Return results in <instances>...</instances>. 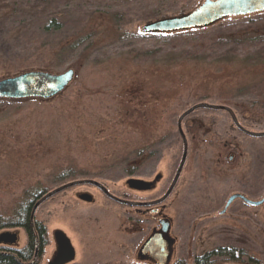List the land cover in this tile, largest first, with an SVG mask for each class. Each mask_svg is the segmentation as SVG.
<instances>
[{
  "label": "rangeland",
  "instance_id": "374dc122",
  "mask_svg": "<svg viewBox=\"0 0 264 264\" xmlns=\"http://www.w3.org/2000/svg\"><path fill=\"white\" fill-rule=\"evenodd\" d=\"M201 1L0 0V80L75 71L54 98L0 99V214L16 220L27 190L40 181L52 190L73 181V173L117 196L162 197L183 155L178 119L200 102L229 106L246 129L264 132V42L241 33L263 32L264 13L163 35L143 32L146 23ZM53 19L60 29L46 30ZM126 99L138 109L133 123ZM182 127L188 157L165 202L174 237L170 264H193L220 247L236 255L220 254L212 264H264V207L236 201L220 213L236 192L264 196V137L247 135L221 110L198 109ZM140 178L156 179V188L140 190L131 182ZM134 212L88 184L54 195L35 214L50 233L40 264L52 261L55 230L76 252L67 264L148 263L137 251L154 223L137 221ZM6 231L16 229L0 230Z\"/></svg>",
  "mask_w": 264,
  "mask_h": 264
},
{
  "label": "water",
  "instance_id": "95a60500",
  "mask_svg": "<svg viewBox=\"0 0 264 264\" xmlns=\"http://www.w3.org/2000/svg\"><path fill=\"white\" fill-rule=\"evenodd\" d=\"M261 11H264V0H218L216 2H210L209 0H207L199 8L186 15L148 22L144 25L143 32L173 33L194 28H203L211 26L227 17L247 15ZM74 78V69H68L61 74H54L41 70L22 72L18 75L3 78L0 80V99L41 98L48 100L64 92L67 87L73 82ZM203 108L226 111L230 114L235 125L244 133L252 137H264V132H254L242 126L238 121L236 113L229 106L208 102H200L193 105L185 112H183V114L178 119V130L183 140V155L174 179L171 182L168 190L162 197L152 202H148L147 204H160L172 194L186 164L189 151L188 139L182 127L183 120L194 111ZM133 181L134 180H132L131 182ZM85 184L99 188L110 198L118 201L119 203H126L131 206L141 204L136 201L122 199L121 197L111 193L103 183L96 179H76L47 191L36 200L32 208V224L34 222V217L38 208L46 200L70 187ZM81 198L88 202L92 200V196H90L89 194H82ZM237 198H243L246 202L254 206H259L264 203V198L259 201H254L240 194H234L228 199L225 208L227 209ZM169 229L170 222L165 220L162 221L161 231L154 233L143 246L142 252L153 255L156 259L155 264H170L172 252L168 245V242L164 237V235L169 232ZM56 238L58 244L62 249L61 252L54 257L51 264H66L67 262L74 259L75 251L70 240L62 231H58ZM3 240L14 243L17 240V236L12 233H3L0 235V241Z\"/></svg>",
  "mask_w": 264,
  "mask_h": 264
},
{
  "label": "flooded vegetation",
  "instance_id": "af4514ba",
  "mask_svg": "<svg viewBox=\"0 0 264 264\" xmlns=\"http://www.w3.org/2000/svg\"><path fill=\"white\" fill-rule=\"evenodd\" d=\"M205 1H207V0H202L197 5V7H195L193 10H191L189 12H185V13L183 12L181 14L174 15V16H164V17H161V18H159L157 20L164 19V18H170V17H176V16L186 15L188 13L193 12L197 8H199ZM209 1L210 2H216L218 0H209ZM258 13H264V11L256 12V13H251V14H258ZM247 15H249V14H247ZM227 18H229V17H227ZM159 34H165V33H159ZM156 179H157V177H156ZM156 179L153 182H148V181H145V180H143V179L140 178V179L134 180L133 182L136 183V184H138L140 190H145L146 188H148V189L149 188H153L154 189V188H156L157 182H158ZM234 194H240V195H242V196H244V197H246V198H248L250 200H253V199H251L249 196H247L243 192H236ZM105 195L109 199H111L112 201H116V200L110 198L107 194H105ZM119 197H121L122 199H125V200H131V201H136V202L141 203L140 205H135V206H131V205H128L126 203H121L123 206L131 207V208H133L135 210L134 213L137 215V217H136L137 221H138V219L140 221H142L144 219L145 221H150V222H153L154 223V225L149 229L148 236L140 244V246L138 248V251H137V257L140 258L142 261H145V262H148V263H155V261H156L155 257L153 255L149 254V253H143L142 252V249H143V246H144L145 242L154 233H157V232H160L161 231V229H162V221H164V220L170 222L169 232L167 234H165L164 237H165L166 241L168 242V245H169V247L171 249L172 239H174V237L172 235V232H171V230H172V219L167 214V212H166L167 206L165 205V202L167 201V199L170 196L165 201H163L160 204H147L148 202H152L154 200H157L158 197L157 198H152V199H142V198L132 199L128 195H123V196H119ZM263 198H264V196L261 199H263ZM261 199H259V200H261ZM259 200H254V201H259ZM236 201H240L241 202V206L243 205V206H250V207H256V208H258V207H264V203L261 204V205H259V206H254V205H251L248 202H246L243 198H237V199H235L232 202V204L227 209L225 208L226 207V205H225V207L223 208V210L220 212L221 215L226 214L227 211H228V209ZM116 202H118V201H116ZM31 217H32V215H31ZM3 229H13V230L16 229V231H13V232L12 231H6L5 233L15 234L17 236V240L14 243H10V242L4 241V240L3 241H0V256L1 257L12 256V257H14L16 259V261L19 264H40V261L44 257L45 251H46V249H47V247L49 245V242H50L49 241L50 233H49L48 228L44 224H42V223H40V224L35 223V217H34L33 224H32V220H31V223H30L29 226H26V225H16L14 227H6V228H3ZM3 229H0V230H3ZM20 229L25 232L26 237H27L26 243L24 245H21V238H20V236H21L20 235L21 234L20 231L21 230ZM58 231L59 230H55L53 232V234H52L53 235V239H54V243H55V251H54L53 256H52V261H53L54 257L58 253L61 252V249H62L60 247V245L58 244L57 238H56L57 237V234H58ZM1 234H3V232H0V235ZM32 241H34V243H32ZM220 248H225V247H220ZM229 249H233V250L236 251L235 248H229ZM171 252H172V249H171ZM171 256H172V254H171ZM75 258H76V252H75L74 259ZM52 261L50 260L48 264H51ZM69 262H67V263H69Z\"/></svg>",
  "mask_w": 264,
  "mask_h": 264
},
{
  "label": "trees",
  "instance_id": "16d2710c",
  "mask_svg": "<svg viewBox=\"0 0 264 264\" xmlns=\"http://www.w3.org/2000/svg\"><path fill=\"white\" fill-rule=\"evenodd\" d=\"M2 24H3V21L1 19L0 20V29L2 27ZM45 29L49 30V31H57L60 29V25L58 24V22H56V20L53 19L49 22V24H47L45 26ZM254 32L255 31L253 30V28L248 27L245 31H242L241 33L243 34L244 37H246L247 40L250 38L251 41H255V39L257 37H261L260 40L258 39L256 42L257 43L264 42V30H263V32H258V31H256L255 33ZM252 33H254V34L252 35ZM125 101H126V103H128L132 107V109L128 108L127 112H126V117H128L127 121L130 120V122H131L132 119L136 118V112L138 111V109L134 108L132 106V104H130L129 99H126ZM142 114L143 115H141V116L144 119L145 116H147V112H143ZM133 121L131 123H133ZM86 173L87 172H82L81 174H86ZM69 176L72 180H75L76 175L74 173L69 175ZM96 177H103V176L96 175ZM36 186L25 192L23 198H25V201L29 200V202L25 203L23 205L24 207L14 214L16 217L15 218L16 220H14V218L12 216H11L12 218H10L9 216H7L5 214H0V229L6 228V227H14L16 225H26V226L30 225L32 208H33L35 201L38 198H40L43 194H45L47 191H49L47 185L41 181L38 182L36 184ZM32 192H36V193L32 195ZM30 198H31V201H30ZM35 223L40 224L41 222L35 220ZM32 243H34V241H32ZM220 254L221 255H228V256H231L232 258H234V256L236 255L235 250H233V249L219 248V249H216V250H213L211 252H207L205 254H202V255L195 257L193 264H212V262H213L212 259L214 257L220 255ZM0 264H19V263L12 256H6V257L0 256ZM146 264H155V263H146ZM173 264H187V263H186V260L179 259Z\"/></svg>",
  "mask_w": 264,
  "mask_h": 264
}]
</instances>
